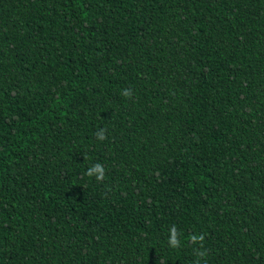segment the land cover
I'll return each mask as SVG.
<instances>
[{
    "label": "trees",
    "instance_id": "obj_1",
    "mask_svg": "<svg viewBox=\"0 0 264 264\" xmlns=\"http://www.w3.org/2000/svg\"><path fill=\"white\" fill-rule=\"evenodd\" d=\"M0 264H264V0H0Z\"/></svg>",
    "mask_w": 264,
    "mask_h": 264
},
{
    "label": "clouds",
    "instance_id": "obj_2",
    "mask_svg": "<svg viewBox=\"0 0 264 264\" xmlns=\"http://www.w3.org/2000/svg\"><path fill=\"white\" fill-rule=\"evenodd\" d=\"M122 95L124 97L127 98H131L132 96V90L131 89H124L122 92ZM97 138L99 140H105L107 139V136L104 134V130H101L100 132L97 133ZM89 177L95 176L97 181H102L105 178V170L102 164L100 163H96L94 165H92L87 173H86ZM172 236L171 239L169 241V244L171 247L175 248L179 246V243L176 240V230L175 228H173L172 230ZM200 239L202 240L203 237H200ZM200 255H203V253H199Z\"/></svg>",
    "mask_w": 264,
    "mask_h": 264
}]
</instances>
